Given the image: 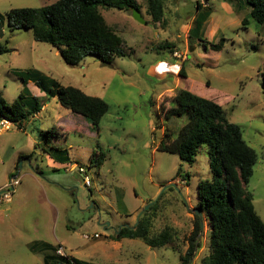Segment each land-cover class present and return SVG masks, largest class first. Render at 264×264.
I'll return each mask as SVG.
<instances>
[{
	"label": "rangeland",
	"instance_id": "obj_1",
	"mask_svg": "<svg viewBox=\"0 0 264 264\" xmlns=\"http://www.w3.org/2000/svg\"><path fill=\"white\" fill-rule=\"evenodd\" d=\"M54 1L0 0V42L9 48L0 54V92L9 104L26 87L43 105L38 118L27 122V136L15 125L0 136V185L15 152L31 149L30 138L39 132L35 127L43 132L59 128L53 143L67 149L71 157L70 164L58 170L46 166L42 156L33 159L31 165L38 164L40 176L54 182H42L43 188L26 175L12 199L0 204V264H48L57 260L58 245L67 257L88 264H181L197 220L193 212L197 182L209 178L210 171L206 145L192 164L157 147L163 110L172 105L178 89L215 101L229 121L239 125L244 140L257 153L246 188L264 220V24L250 17L249 8L237 10L236 4L223 0H164L162 20L154 22L146 13V0H136L146 21L140 23L130 9L99 7L106 23L121 37L125 55L114 57L111 65L91 54L69 65L53 46L35 41L31 30L7 25L9 9ZM197 1L210 7L211 14L197 38H192L189 30ZM220 38L224 39L221 49H212L210 43ZM176 61H184L185 76L178 74ZM171 67L176 68L177 78ZM25 70L48 89L71 85L103 99L108 109L98 126L61 106L31 77L23 84L18 73ZM168 89L172 93L161 95ZM99 155L101 164H91L90 159ZM73 163L85 168L86 176L78 168L70 169ZM18 166H22L20 175L33 171L27 160H20ZM141 218L149 222V237L168 230L170 241L152 247L140 238H113L118 227L134 226ZM198 218L202 222L199 247L190 264H202L209 251L210 226L203 213ZM96 233L98 237L93 236Z\"/></svg>",
	"mask_w": 264,
	"mask_h": 264
},
{
	"label": "trees",
	"instance_id": "obj_2",
	"mask_svg": "<svg viewBox=\"0 0 264 264\" xmlns=\"http://www.w3.org/2000/svg\"><path fill=\"white\" fill-rule=\"evenodd\" d=\"M237 5V10L249 8L250 17L257 24H264V0H223ZM146 13L154 22L162 20L164 0H146ZM101 8L140 11L136 0H55L39 7H14L6 12L7 25L11 29H29L35 41L53 46L61 59L69 65L78 64L87 55H94L101 63L111 65L114 57L124 56L121 37L111 29L99 11ZM211 14L210 7L196 2L194 25L189 36L197 38L204 22ZM243 18L241 24L245 25ZM223 38L210 43L214 50L223 46ZM206 47L205 43L203 44ZM9 52L0 42V54ZM184 61L178 74L185 76ZM23 84L31 77L35 85L46 94L56 96L61 106L86 118L97 127L108 109L107 103L96 96L85 94L80 89L67 85L55 90L48 89L34 77L32 71L18 73ZM264 85V71L261 72ZM172 105L163 110V132L158 149L177 154L182 163L192 164L203 145L209 158L210 177L197 182V209L207 218L210 226L209 251L202 258V264H264V220L253 206V196L246 186L253 174L257 160L256 151L242 136L238 124L229 121L224 108L211 99L201 97L186 89H178L172 96ZM41 109L36 97L30 96L24 87L11 103H6L0 92V118H7L17 128ZM185 116L182 123L181 118ZM51 149L52 141L59 135V129L52 127L42 131ZM66 153L65 149H59ZM31 154L25 155L30 157ZM23 156V155H21ZM101 155L92 157L91 164L100 165ZM182 164L176 175L180 174ZM188 237V247L181 255V264L190 261L199 247L201 230L198 216ZM149 222L145 218L134 227L122 226L113 238H140L147 245L161 247L171 239V233L163 230L148 236ZM56 250V248H55ZM54 250V251H55ZM56 261L48 264H88L74 258L55 255Z\"/></svg>",
	"mask_w": 264,
	"mask_h": 264
},
{
	"label": "crops",
	"instance_id": "obj_3",
	"mask_svg": "<svg viewBox=\"0 0 264 264\" xmlns=\"http://www.w3.org/2000/svg\"><path fill=\"white\" fill-rule=\"evenodd\" d=\"M176 62H178L179 64H181V61H176ZM175 71H176V68L175 67H171V73H174L175 74V78H177V76H176L177 71L176 72ZM169 91L172 93L173 90H171V89L165 90V91H163L161 93V95L162 94H166ZM161 95H160V98H161ZM42 108H43V105H41V109ZM39 111L36 114H34V116H32L29 120H27L21 128H17V130H19V132H21L22 134H24L25 136H27L28 134H26V131H25L26 128H25V126H27V122L28 121H30V120L31 121H34V120H36L38 118ZM35 129L37 131H39V132L37 134V137L30 138V140L33 142V145L31 147V149L29 151H27V152H21V151H17L16 150L17 152H15L14 158L11 160V162L8 165V168L6 170L7 177H6L5 181H4V183L0 185V188H2L8 182L9 179H11V178H18L19 182H18V184L14 188V191H15L16 187L20 184L21 178L24 177V176H26V175H29L39 185L41 184V186H43V188H44V185H43L42 182L45 181L47 184L53 183L54 181L51 182V181L46 180L45 178H43V177L40 176V173L41 172L39 171V168L37 167L38 164H35V166H32L33 164L31 165L32 160L33 159L34 160H37L39 156L44 157L46 159V166H48L49 168H51L53 170H58V169L63 168V167L66 168V165L70 164V158L71 157L69 155V151H67V149H66V153L60 151L59 150L60 147L55 146V144L53 143V142L56 141V139H55V141L54 140L52 141V145H54L52 147H56V149H51L49 147V144L47 143L46 138L41 135V132L42 131L39 130L38 128H36V127H35ZM60 132H61V130L59 129V134H60ZM14 133H15V131H14ZM11 143L12 142H10V144ZM23 143H25V142H23ZM62 149H64V148H62ZM27 154H31L30 157H25V155H27ZM21 155H23V156H21ZM20 160H22V163H23V161H26L27 160V162L30 163L31 170H33V171L32 172H26L25 171V172H23L20 175L18 173V170L22 168V166L21 167L18 166V163H19ZM42 161L43 160H41V162ZM71 168L72 169L77 168L76 167V164L73 163V165L70 167V169ZM14 191H13V193H14ZM125 226H127V225H125ZM120 227H122V226H120ZM58 243L63 244L60 241ZM35 245L36 244L34 243L33 245L30 246V248H33Z\"/></svg>",
	"mask_w": 264,
	"mask_h": 264
},
{
	"label": "built area",
	"instance_id": "obj_4",
	"mask_svg": "<svg viewBox=\"0 0 264 264\" xmlns=\"http://www.w3.org/2000/svg\"><path fill=\"white\" fill-rule=\"evenodd\" d=\"M13 125L14 124L11 123L7 118H4V117L0 118V136L3 133L10 130ZM77 168H78V172L82 176H86L85 168H83L80 165H78ZM18 182H19L18 178H11L8 180V182L2 188H0V204L9 202L11 200L14 188L18 184ZM85 184L86 185L89 184V181L87 179L85 180ZM93 236L98 237V234H94ZM85 237H87V236L85 235ZM55 253H56L55 255L67 257V255L65 254L64 249L61 247V245H58V247L55 250Z\"/></svg>",
	"mask_w": 264,
	"mask_h": 264
},
{
	"label": "water",
	"instance_id": "obj_5",
	"mask_svg": "<svg viewBox=\"0 0 264 264\" xmlns=\"http://www.w3.org/2000/svg\"><path fill=\"white\" fill-rule=\"evenodd\" d=\"M130 10H131V14H132V17H133L134 20H136V21H138V22H140V23H145V22H146V21L144 20V18L142 17L140 11H139L137 8H135V7H131ZM193 212H194L198 217H201V214H202V213H201V211H200L199 209L195 208V209H193ZM200 226H201V228H202V222H200ZM130 227H134V226H130ZM120 228H121V227H119L118 230H119ZM58 264H63V263H60V262H59Z\"/></svg>",
	"mask_w": 264,
	"mask_h": 264
},
{
	"label": "flooded vegetation",
	"instance_id": "obj_6",
	"mask_svg": "<svg viewBox=\"0 0 264 264\" xmlns=\"http://www.w3.org/2000/svg\"><path fill=\"white\" fill-rule=\"evenodd\" d=\"M193 228H194V226H193ZM187 247H188V242H187ZM187 249V248H186Z\"/></svg>",
	"mask_w": 264,
	"mask_h": 264
}]
</instances>
